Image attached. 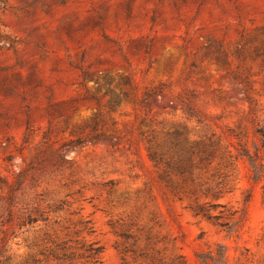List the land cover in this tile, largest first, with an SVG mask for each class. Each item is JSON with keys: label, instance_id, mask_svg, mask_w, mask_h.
<instances>
[{"label": "rangeland", "instance_id": "obj_1", "mask_svg": "<svg viewBox=\"0 0 264 264\" xmlns=\"http://www.w3.org/2000/svg\"><path fill=\"white\" fill-rule=\"evenodd\" d=\"M258 131L264 0H0V264H264Z\"/></svg>", "mask_w": 264, "mask_h": 264}, {"label": "trees", "instance_id": "obj_2", "mask_svg": "<svg viewBox=\"0 0 264 264\" xmlns=\"http://www.w3.org/2000/svg\"><path fill=\"white\" fill-rule=\"evenodd\" d=\"M94 124H96V121H93ZM95 126V125H94ZM94 127H91L90 133L87 135L89 139H95L94 135ZM264 140V132L263 131H258ZM89 139L87 141H89ZM83 143L79 139L73 140L70 143L71 147H76ZM151 150V148H150ZM237 157L241 158H246L250 166H253L254 168V159L247 154L243 149L239 150L237 153ZM149 158L156 163H161L163 162V157H159L158 154L154 151L149 152ZM165 164H168L167 161L164 160ZM215 207H224L223 205L220 204H210L208 206H198L197 209H195V212L197 215H202L206 217L209 220L215 221V224L219 225L222 228H225L226 231L232 232V231H237L236 226L238 225L239 221L241 220H246V211L244 209L241 210L240 215L234 222H230V218L234 215V213H230L228 215L222 214V211H220L218 214L212 213L211 210L212 208ZM62 209L61 204L58 206H55V208L52 210V212H57ZM48 216H43L42 214L33 217V218H28L26 221L22 222V226H29L31 228L37 227V225L40 222H46L48 220ZM81 229L78 230L76 233H82L85 234L86 236L90 237L93 234V228L89 225V221H81ZM61 250H65L64 247H61ZM101 254H102V247L98 245L97 241L93 239H78L76 240V245L74 246V249H71L68 252H64L62 254L64 260H74V259H80L83 260L82 264H102L101 261ZM201 260H203L204 256L199 257ZM31 262L35 264L37 261L36 259H32Z\"/></svg>", "mask_w": 264, "mask_h": 264}]
</instances>
